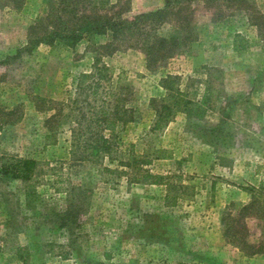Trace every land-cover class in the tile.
Wrapping results in <instances>:
<instances>
[{
	"label": "rangeland",
	"instance_id": "1",
	"mask_svg": "<svg viewBox=\"0 0 264 264\" xmlns=\"http://www.w3.org/2000/svg\"><path fill=\"white\" fill-rule=\"evenodd\" d=\"M165 2L110 0L125 18ZM48 6L0 0V107L21 105L20 119L0 127V264H264V211L244 218L255 254L228 243L221 223L252 199L248 188L264 206V0H193L197 41L154 71L138 48L101 55L105 37L31 42ZM98 54L111 77L99 92L128 84L132 119L117 127L111 156L84 158L71 150L73 104L96 103L80 87ZM167 74L192 103L153 132ZM60 111L58 139L46 144V119ZM145 170L170 178L149 184ZM213 214L229 262L210 254Z\"/></svg>",
	"mask_w": 264,
	"mask_h": 264
},
{
	"label": "trees",
	"instance_id": "2",
	"mask_svg": "<svg viewBox=\"0 0 264 264\" xmlns=\"http://www.w3.org/2000/svg\"><path fill=\"white\" fill-rule=\"evenodd\" d=\"M193 0H166L165 5L153 11L142 12L132 17H122L119 11H114V5L110 0H49L47 13L29 26L31 42H44L53 45L60 41L69 46H74L85 36L105 37V43L99 44L103 50L101 55H112L128 48L140 49L146 57V67L154 71L167 61L182 52L188 51L189 47L197 41V33L192 23L194 9L191 7ZM205 3L215 0H201ZM236 3H245L248 0H228ZM17 2V1H16ZM20 8V3L16 5ZM103 8L104 12L99 9ZM259 24L257 20L254 21ZM170 25L169 32H163L166 25ZM236 37L240 48L245 50L249 47L248 42L242 37ZM239 39V40H238ZM100 54L96 57L95 70L90 75H84L90 80L80 89H87L88 93L95 97V104H89L88 110L85 105L73 104L76 119L71 126V145L74 155L89 156L112 155L115 150L117 135L115 134L120 124H125L132 119V108L127 105L128 96L126 90L129 87L121 83L118 90L102 95L99 90L104 81H111L108 75V65L101 62ZM162 83L167 90V97L162 100V108L157 111V119L151 131H160L169 124L170 117L176 115L187 104L192 103L183 93L180 84L181 77L167 74ZM179 84V87H175ZM45 103L46 100H43ZM88 101V100H87ZM86 101V102H87ZM77 99L74 103H77ZM20 106L12 109L0 107V127L16 123L20 119ZM59 113L46 119L47 134L45 143L55 142L58 139ZM110 131L107 135L105 131ZM30 160H25L29 163ZM150 164L152 159L146 157L142 160ZM31 162V161H30ZM177 177V176H176ZM169 176L152 173L145 170L141 179L149 184H164ZM169 188L171 185L166 184ZM252 199L244 203L237 216L231 213L222 216L221 223L226 226L224 236L228 243L233 244L243 252L255 254V250H249L251 244L244 232L246 224L244 218L252 214H262L264 206L259 204L255 196V189L248 188ZM170 189L168 190L169 196ZM167 196L166 200L169 199Z\"/></svg>",
	"mask_w": 264,
	"mask_h": 264
},
{
	"label": "crops",
	"instance_id": "3",
	"mask_svg": "<svg viewBox=\"0 0 264 264\" xmlns=\"http://www.w3.org/2000/svg\"><path fill=\"white\" fill-rule=\"evenodd\" d=\"M214 217H211L213 220V224L211 225L210 231L214 233L215 241L211 244L209 243L210 248V254L214 256L215 259H219L221 262H229V259L232 258V246L226 244V241H224V238L222 237V233L219 230V226L217 224H220L217 220H215V214H213Z\"/></svg>",
	"mask_w": 264,
	"mask_h": 264
}]
</instances>
